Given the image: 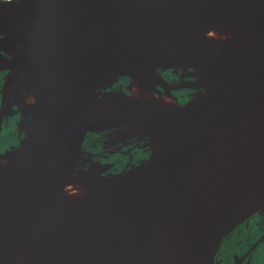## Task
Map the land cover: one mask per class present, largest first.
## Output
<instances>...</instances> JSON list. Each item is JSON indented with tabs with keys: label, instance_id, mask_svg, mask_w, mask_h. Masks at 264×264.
I'll return each mask as SVG.
<instances>
[{
	"label": "water",
	"instance_id": "95a60500",
	"mask_svg": "<svg viewBox=\"0 0 264 264\" xmlns=\"http://www.w3.org/2000/svg\"><path fill=\"white\" fill-rule=\"evenodd\" d=\"M198 32L207 42L183 35ZM24 40L36 43L25 62L38 93L0 162V264H15L37 224L60 244L48 264H215L223 240L264 211V0L0 1L12 83L26 79L13 67ZM124 79L173 100L112 103L131 97L114 91ZM120 134L143 144L136 164L102 180L78 172L92 138ZM204 145L215 164L182 188ZM74 180L103 197L69 209Z\"/></svg>",
	"mask_w": 264,
	"mask_h": 264
},
{
	"label": "flooded vegetation",
	"instance_id": "af4514ba",
	"mask_svg": "<svg viewBox=\"0 0 264 264\" xmlns=\"http://www.w3.org/2000/svg\"><path fill=\"white\" fill-rule=\"evenodd\" d=\"M20 42L17 43V49L15 50L14 54L19 53L20 48ZM15 58V56H14ZM24 59L19 57V59H15L14 62H20L18 63L19 66H22L23 68H26L24 63H22ZM0 74L5 77L2 89V99H3V105L0 109V117L2 115L3 118V130L0 134L2 136L1 145H0V155H2L6 151L5 144L9 141L11 143L9 146H12L14 144V141H17V139L20 138L21 135H14L10 140V136L5 137V122L8 120V118H12L16 113H18L17 119L22 120L25 115H28V111L31 109V105L35 102V99L37 97V88L36 92L34 94L33 89H25L24 86H19V81H28L32 83H35L36 81L33 79H22L17 77L12 83V73L10 70H6L1 64H0ZM166 77L169 80H176V75H174L172 72H165ZM9 78V80H8ZM126 80V79H125ZM128 83L130 82L129 79H127ZM127 81H120L117 85L118 88L122 85V83H125ZM11 83L13 85V88L11 86ZM131 83V82H130ZM148 83H146L147 85ZM116 85V86H117ZM115 86V87H116ZM19 88H24V91H21ZM132 93L131 97H121L116 96L111 99L112 103H127V102H140V100H143L145 102L144 98V92L141 91L139 84H134L132 86ZM18 91V92H17ZM22 94V98H20L17 93ZM8 103V107L5 110V106ZM146 103V102H145ZM16 107V109H15ZM22 122V121H21ZM20 123V121L18 122ZM17 123L18 129L22 130L23 126H19ZM106 139H101L100 142H104ZM139 137L138 139H132V141L127 142V146H118L114 147V151H106L104 148L101 150H97L96 147L93 149L92 143L87 144V146L84 148V152L81 154V157L79 159V166L77 167V170L82 175H89L91 177H99L100 180L107 179L113 176H116L117 174L121 173L125 167L130 163V167H132L136 162L140 159V156L142 154V149L137 148V146L142 147L143 144L139 143ZM95 144V143H94ZM104 147V143H103ZM8 148V147H7ZM133 154V157L132 155ZM126 158V160L124 159ZM133 158V160H132ZM86 159H93L96 163H98V167H96V172L89 173L86 170H82V168L86 167L83 163L86 161ZM102 172V173H99ZM132 171H129V174H131ZM97 175V176H96ZM122 177V176H120ZM87 188H93L91 191L80 193L77 196H68L67 190L66 193L63 196L62 201H72L76 205L79 203H82L86 201L87 197H84L83 195L87 193V196L90 194H95V188L87 187ZM93 195V196H94ZM84 197V198H83ZM215 264H264V211H259L255 213L253 216L248 218L244 223L239 225L236 229H234L222 242L221 247L219 248V251L215 258Z\"/></svg>",
	"mask_w": 264,
	"mask_h": 264
},
{
	"label": "bare ground",
	"instance_id": "6f19581e",
	"mask_svg": "<svg viewBox=\"0 0 264 264\" xmlns=\"http://www.w3.org/2000/svg\"><path fill=\"white\" fill-rule=\"evenodd\" d=\"M0 1H4V0H0ZM183 35H186L185 39L188 41L202 43V42H207V40H208L207 36H205L199 32L198 33H188V34H183ZM209 35H211L212 38L219 43L233 44V42H231L229 39L223 38L219 34H215V33L210 34L209 33ZM21 42H24L22 48H23V51H25L24 49L28 48L27 41H25V40L20 41V45H21ZM30 44L32 47L36 48L35 42H31ZM34 48H32V50ZM16 49H17V44H16ZM32 52H30V53H32ZM30 53H28V52H22L21 53V58L24 59V61H22V63H24L26 68L19 66L18 63H20V62H14L13 67L17 71L18 75H21V76L26 77L28 79L35 80L33 75L31 74L26 62H25L26 56L29 55ZM15 59L16 58H14V61H15ZM146 83H148V84L146 85ZM139 86H140L141 91L144 92V98H145L146 103H150V102H171L173 100L170 97L168 92L159 91L153 83H149V82L140 83ZM2 130H3V123H0V134H1ZM8 155H9V151H7V154H5L3 156L0 155V162L3 163ZM195 157L196 158H193L192 162L190 163V165L186 171L184 180L182 182V188H188L189 183H190L189 179L194 178V176L197 173H204L206 171H209L216 162V159H215L216 156H215L214 151L212 150L211 147H207V145H204V146L200 147L199 149H197ZM195 161H197V162H195ZM129 175H130L129 172H127L126 174L121 175L122 177H118V178L114 177V178L110 179V182L124 180ZM88 186H90V185H88ZM91 189H93V188H91ZM91 189H89L88 191H91ZM95 194L96 195L92 196L89 200L86 199V201L79 203L77 205L72 201L63 202L62 201L63 197L61 199V203L73 211H78V210L90 207L96 201H98L99 199H101L103 197V194L101 192L97 191V189L95 190ZM263 207H264V204H263ZM46 216H47V219L50 220L51 222L59 220L60 225H62V223H63L62 218L60 216L58 217V215L53 211H49ZM48 220L46 221V223L48 222ZM53 236H55L54 233H53V235H49V234L45 233L39 227V224H37L33 228V230L31 231L28 239L21 246L19 253L15 259V264H48L56 256L57 252L60 249V244L58 243L57 238H55ZM59 237L62 240L68 239V234L64 230H62L60 227H59ZM29 240H32L34 242V244L29 242Z\"/></svg>",
	"mask_w": 264,
	"mask_h": 264
},
{
	"label": "rangeland",
	"instance_id": "374dc122",
	"mask_svg": "<svg viewBox=\"0 0 264 264\" xmlns=\"http://www.w3.org/2000/svg\"><path fill=\"white\" fill-rule=\"evenodd\" d=\"M25 41H27V40H25ZM23 43L24 42H21V45H20L21 46L20 47L21 49L19 50V53H17V54L15 53L14 54V56H15L16 59H19V57H21V53L22 52H28V53H30V52H32V51L35 50V48L32 47L31 44H30L31 41H27L28 48H25L24 49L25 51H23V48H22L23 47ZM32 48H34V49L32 50ZM4 80H5V77L0 74V109H1V106L3 105L2 89H3V84H5L4 83ZM35 84L34 83L31 84V82L23 81L22 80V81H19V86L18 87L24 86L25 89H30V90L33 89L34 90V94H35L36 93V86H35ZM118 86L119 85H117L116 87H118ZM24 88L23 89L22 88H19V89L21 91H24ZM17 95L20 98H22V94H20V92L17 93ZM142 101L143 100H140V102H142ZM15 109H16V107H15ZM30 112L31 111H28V115L27 116L25 115V117H23L22 120H18L17 119V116L16 115L18 113H16L12 118H8V120L5 122V129H4L5 130V133H4L5 137H8L9 135H11L10 138H9V140H10L15 134L16 135L17 134L18 135H21L22 132H23V128L26 125L27 119H28V117L30 115ZM19 121H20V123H18ZM17 123L19 124V126H23L22 127V130L21 129H18ZM100 138H101V136H98V137L92 138V140H91V141H93V144L95 143L96 149L97 150H101L102 148H104V150L111 151L112 152V151H114V147L127 146V142L132 141L133 138L134 139H138V136H128L126 134L113 135V136L108 137L104 142H100ZM91 141H89L88 144H90ZM10 143H11V141L7 142L5 144V147H8V145ZM103 143H104V147H103ZM124 159L126 160V158H124ZM82 163L86 166L85 168L83 167L82 170H86L89 173L96 172L95 170H96V167H98V163H96L93 159H90V160L89 159H86V161L85 162L82 161ZM99 173H102V172H99ZM97 178L100 179L99 177H97ZM86 186L87 187H92V185L88 186V184H85L83 182H79V181L74 180V181H72L69 184V187L67 188V191H68L67 192V195L68 196H74L75 197L78 194L80 195V193L81 194L84 193V192H87L88 193V190L90 188H87ZM87 193H85L83 196L84 197H87L86 199L89 200L94 194H90V195L87 196Z\"/></svg>",
	"mask_w": 264,
	"mask_h": 264
},
{
	"label": "trees",
	"instance_id": "16d2710c",
	"mask_svg": "<svg viewBox=\"0 0 264 264\" xmlns=\"http://www.w3.org/2000/svg\"><path fill=\"white\" fill-rule=\"evenodd\" d=\"M124 81H127V79L126 80L124 79ZM120 87H122V88L115 87L114 91L130 93L132 84L130 82L128 83V81H127L124 84L122 83V85ZM92 147H93V149H95L96 145L92 144Z\"/></svg>",
	"mask_w": 264,
	"mask_h": 264
},
{
	"label": "built area",
	"instance_id": "2783aa9c",
	"mask_svg": "<svg viewBox=\"0 0 264 264\" xmlns=\"http://www.w3.org/2000/svg\"><path fill=\"white\" fill-rule=\"evenodd\" d=\"M4 1H13V0H4Z\"/></svg>",
	"mask_w": 264,
	"mask_h": 264
}]
</instances>
